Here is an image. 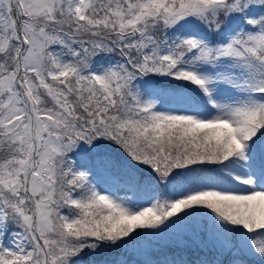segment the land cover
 Here are the masks:
<instances>
[{
	"label": "snow or ice",
	"instance_id": "6c2138e0",
	"mask_svg": "<svg viewBox=\"0 0 264 264\" xmlns=\"http://www.w3.org/2000/svg\"><path fill=\"white\" fill-rule=\"evenodd\" d=\"M0 264H264V0H0Z\"/></svg>",
	"mask_w": 264,
	"mask_h": 264
}]
</instances>
